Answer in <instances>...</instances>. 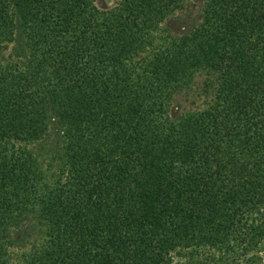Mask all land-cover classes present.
I'll list each match as a JSON object with an SVG mask.
<instances>
[{"label": "trees", "instance_id": "obj_1", "mask_svg": "<svg viewBox=\"0 0 264 264\" xmlns=\"http://www.w3.org/2000/svg\"><path fill=\"white\" fill-rule=\"evenodd\" d=\"M201 1L178 34L184 0H0V264L17 230L19 264H257L264 0ZM197 74L205 106L170 115Z\"/></svg>", "mask_w": 264, "mask_h": 264}, {"label": "rangeland", "instance_id": "obj_2", "mask_svg": "<svg viewBox=\"0 0 264 264\" xmlns=\"http://www.w3.org/2000/svg\"><path fill=\"white\" fill-rule=\"evenodd\" d=\"M118 0H95V4L99 9H109L116 4ZM202 7L201 0H184L180 9H177L171 16L169 21V27L173 32L181 34L187 31L190 27L196 25L199 19L200 9ZM9 53V51L7 52ZM205 76L197 74L192 82V85L181 91L171 102L169 107L170 115H176L182 113L188 109L194 110L205 106L208 100L206 92L204 91ZM59 135L55 127L50 128L49 136L45 142L35 143L33 145V151L37 153L39 160L42 162L43 167L47 173H53L57 169L59 158L55 156ZM53 155L55 157H53ZM28 222V223H26ZM24 222L25 225L32 223L31 221ZM26 223V224H25ZM23 226V227H24ZM16 231V230H15ZM36 232L34 230L33 235L26 241L27 237L22 236L21 231L17 230L15 238L18 239L16 245L9 248L11 257L15 263H21L24 257L32 252L34 247V241H36ZM259 256L257 264H264V249L259 250L256 253ZM173 264H181V261L175 258Z\"/></svg>", "mask_w": 264, "mask_h": 264}]
</instances>
